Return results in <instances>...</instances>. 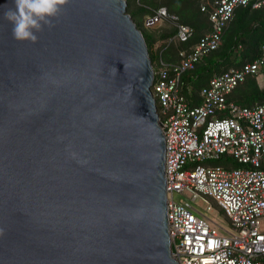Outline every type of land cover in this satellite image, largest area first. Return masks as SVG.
<instances>
[{
  "label": "water",
  "instance_id": "obj_1",
  "mask_svg": "<svg viewBox=\"0 0 264 264\" xmlns=\"http://www.w3.org/2000/svg\"><path fill=\"white\" fill-rule=\"evenodd\" d=\"M126 5L70 0L37 43L0 15V264H179L153 66Z\"/></svg>",
  "mask_w": 264,
  "mask_h": 264
},
{
  "label": "built area",
  "instance_id": "obj_2",
  "mask_svg": "<svg viewBox=\"0 0 264 264\" xmlns=\"http://www.w3.org/2000/svg\"><path fill=\"white\" fill-rule=\"evenodd\" d=\"M239 6L264 7V0H212L210 26L194 48L179 52L176 63L161 61L153 68L151 92L165 131L169 236L179 264H263L258 257L264 255V103L239 106L227 96L248 76L264 72V43L253 60L210 78L200 89L198 105H190L180 94L182 72L218 48ZM161 19L175 21L176 16L161 7L145 19V25L153 27ZM175 27L181 41L192 33L186 24ZM222 154L239 165L202 164ZM185 191L189 198L182 197ZM201 195L214 199L228 218L229 229L204 213L210 205L202 210L193 204Z\"/></svg>",
  "mask_w": 264,
  "mask_h": 264
},
{
  "label": "trees",
  "instance_id": "obj_3",
  "mask_svg": "<svg viewBox=\"0 0 264 264\" xmlns=\"http://www.w3.org/2000/svg\"><path fill=\"white\" fill-rule=\"evenodd\" d=\"M126 2V12L143 34L154 69L160 66L161 61L178 62L179 52L193 49L202 32L210 26L208 15L212 10V0H126ZM202 6L205 7L204 10H201ZM161 7H165L168 14L176 16V20L161 19L153 27L146 26L145 19L154 15ZM187 7H194L201 14L197 15L195 12L185 10ZM175 23L191 27L192 33L187 40L181 41L177 38ZM156 28L159 30L155 35L152 30ZM158 40L161 44L156 46ZM263 43L264 7H237L232 19L223 30L218 48L202 56L193 69L182 72L180 94L190 105H198L201 102L200 89L208 83L210 78L253 60L259 55ZM260 75L263 76L262 83L259 82ZM242 83L228 94V101L247 107L264 103V72L256 76H248ZM156 105L159 111L157 100ZM211 160L225 168L239 165L232 156L227 154ZM258 258L264 264V255Z\"/></svg>",
  "mask_w": 264,
  "mask_h": 264
},
{
  "label": "clouds",
  "instance_id": "obj_4",
  "mask_svg": "<svg viewBox=\"0 0 264 264\" xmlns=\"http://www.w3.org/2000/svg\"><path fill=\"white\" fill-rule=\"evenodd\" d=\"M69 2L70 0H12V6L5 7L0 15L12 25L11 36L14 40L37 43V33L42 32L45 26L49 30L54 28L65 10L64 6ZM110 71L115 76L116 70Z\"/></svg>",
  "mask_w": 264,
  "mask_h": 264
},
{
  "label": "rangeland",
  "instance_id": "obj_5",
  "mask_svg": "<svg viewBox=\"0 0 264 264\" xmlns=\"http://www.w3.org/2000/svg\"><path fill=\"white\" fill-rule=\"evenodd\" d=\"M185 10L195 12V14H197V15L201 14L198 11V9H196L194 7L193 8L187 7ZM185 10H184V12H185ZM158 30L159 29L156 28V29L152 30V32L156 35V34H158ZM160 44H161V42L158 40L156 42V46H159ZM242 84H244V83H242ZM242 84H240V85H242ZM217 163L218 162H215L214 160H208V162H205V163L202 162V164H208V165H216ZM177 196H179V195L176 194L175 197H177ZM182 197L183 198H189L190 194L185 191L182 193ZM193 204L198 205L199 207H201L200 209H202V210L205 209L206 205H210L211 210L208 212H205V210H204V213L208 216V218H210L215 223L219 224L221 227L229 229L228 228L229 227L228 218L224 215V213L221 211V209L218 207L217 203L214 201V199L212 197L201 195L198 197V199Z\"/></svg>",
  "mask_w": 264,
  "mask_h": 264
},
{
  "label": "crops",
  "instance_id": "obj_6",
  "mask_svg": "<svg viewBox=\"0 0 264 264\" xmlns=\"http://www.w3.org/2000/svg\"><path fill=\"white\" fill-rule=\"evenodd\" d=\"M259 79H260L259 82L261 81L260 83H262L263 82V76L260 75Z\"/></svg>",
  "mask_w": 264,
  "mask_h": 264
}]
</instances>
